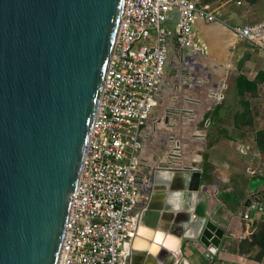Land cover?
I'll list each match as a JSON object with an SVG mask.
<instances>
[{
  "label": "water",
  "instance_id": "1",
  "mask_svg": "<svg viewBox=\"0 0 264 264\" xmlns=\"http://www.w3.org/2000/svg\"><path fill=\"white\" fill-rule=\"evenodd\" d=\"M123 7L124 0H0V264L60 263L69 195ZM178 19L176 11L168 20L176 44ZM199 65L195 61L193 75ZM166 70L174 72L172 62ZM197 134L205 143V131ZM186 157L185 166L170 160L154 169L151 163V182L142 193L143 239L132 240L131 264H177L186 240L212 253L220 247L225 232L208 219V189ZM170 238L177 244L172 251L165 249ZM147 241L148 249H138Z\"/></svg>",
  "mask_w": 264,
  "mask_h": 264
},
{
  "label": "built area",
  "instance_id": "2",
  "mask_svg": "<svg viewBox=\"0 0 264 264\" xmlns=\"http://www.w3.org/2000/svg\"><path fill=\"white\" fill-rule=\"evenodd\" d=\"M202 4L198 0H124L92 131L83 148L75 191L69 195L70 216L64 224L59 264H131L132 240L145 199L142 193L151 182V156L144 153L145 141L157 123L154 117L170 47L184 57L186 53L191 76L195 61L201 67L195 56L207 53L206 46L196 40L194 25L199 20L225 24L216 10ZM176 11L177 44L168 23ZM235 32L249 43L259 41L255 45L264 49V21ZM168 110L165 119L172 113ZM172 155L173 151L162 164L173 160ZM243 220L248 225L251 217L244 215Z\"/></svg>",
  "mask_w": 264,
  "mask_h": 264
},
{
  "label": "crops",
  "instance_id": "3",
  "mask_svg": "<svg viewBox=\"0 0 264 264\" xmlns=\"http://www.w3.org/2000/svg\"><path fill=\"white\" fill-rule=\"evenodd\" d=\"M261 13L264 14V12ZM231 17V21H233L235 24H240L238 22H253L245 18L243 20H240L239 18H233V16H230V18ZM202 21L203 20H199V23L194 25L196 40L201 42V44L203 43V45L205 46L207 45L206 48L208 47L207 49L211 51L213 50V52L208 54L207 51L206 55L199 59V61L205 59V61L203 62L207 65L206 69L201 68V70H198V74L201 76L195 79V77L191 75L188 77V79L192 82L198 83L199 85L203 84L204 82L207 84L210 83V85L206 89H203L200 86L202 89L201 95H199V99L196 98L197 95H192V97H183V101L185 102L186 110H189L191 112L189 114L192 118L198 116L199 112H201V109L208 106L204 114L207 116L206 124H209L208 126H210L212 122L217 121V116L219 115L214 114L216 108H214V112L212 115L210 113V110L215 106L214 103L217 102L216 97H218V94L216 92L220 88V80L222 81V79L225 77L226 71H224V69L226 70L228 63L230 64L232 52L230 51L228 59L224 57L215 59V57H218L220 55L222 56L221 53L227 50L232 43L229 39L226 38L227 33L231 32L229 29H227L221 31L220 34L218 33L219 36L217 39H220L221 41H217V49L210 48V46H208L209 43H207L204 39H198L197 37L200 36V27H202L203 25L210 26L214 24L202 23ZM207 38L209 40L212 39L210 35ZM234 42L236 43V40ZM218 52L220 53V55ZM262 55H264V53ZM257 59L258 61L251 59L252 64L249 65H252L253 67L252 72L245 74L249 80H254L260 71L264 72V56L263 58L258 57ZM208 69L209 72H211L210 78L206 76V70ZM180 86L182 87L183 85ZM203 86H205V84H203ZM231 93L240 96V98H246L248 94L252 93H257L258 95L262 96V98H259V100L261 101L260 104L258 106L252 104L250 109L254 111V114H256V112H261L258 117L261 116L263 117V119L262 121L261 119L257 120H260L259 128H261V130L259 131H263L264 78L261 80H257V87L255 90L244 89L241 92L239 87L236 86L235 90H233V92L231 91ZM226 99V102L234 104L231 98L228 99V97H226ZM240 103V100H237L235 102V105H238ZM174 107L175 105L172 106V108ZM221 107L227 106L222 105ZM233 111L234 112L231 119V125H234L235 128L239 129L241 123L238 116L241 111L244 113L245 109L243 111L242 108L238 106ZM190 117H187V119L192 120V118ZM190 124L192 125V123ZM159 130L161 131V127H159ZM229 133L230 137L223 136L221 135V133H218L214 129L209 132L208 137L206 131V139L208 143H211L209 149H207L206 151V155H190V158L192 159V165L194 167H199L202 173L201 186L206 187L209 192V200L207 206L208 219L215 223L219 228L224 230L225 237L223 238L221 245L215 254L210 253L204 247H202V245L198 243V240H186L182 247V255L178 257V260L181 264H253L252 262H249L247 257L245 255H242L239 250L235 249L234 240H237L239 237L244 236V233L249 234L253 232L254 229L257 230L260 229V227H264V151L259 150L258 144L256 142L257 136H253V140L250 141V143H247L248 141L245 140L247 143L246 144L244 143L243 139L238 138L237 131L230 130ZM192 140L198 141L199 137L193 135ZM203 144L205 145L206 141ZM175 146H178L177 148H179L178 144H176ZM174 149L176 148H173L172 151H174ZM182 149L183 148H180V151L177 153L182 154L180 153L182 152ZM144 153L148 154L147 147L145 148ZM173 155V159H175V157L177 156L178 160H183L186 164V159H188V157L186 156L188 155L182 154L179 156L176 155V152H174ZM166 158L167 155L165 159ZM149 160L153 165L154 163H159H156L152 156L149 158ZM185 164H183V166H185ZM155 168H157V166H155L154 169ZM214 186H216V192H211L210 189ZM253 193H258V202H256V198L253 196ZM248 201L251 205L253 203H256L252 205V208L250 210L246 205ZM246 212H249L251 217V222L248 225L243 220V215Z\"/></svg>",
  "mask_w": 264,
  "mask_h": 264
},
{
  "label": "rangeland",
  "instance_id": "4",
  "mask_svg": "<svg viewBox=\"0 0 264 264\" xmlns=\"http://www.w3.org/2000/svg\"><path fill=\"white\" fill-rule=\"evenodd\" d=\"M198 1L202 2V5L207 6L209 10H216L219 13L220 19L226 24L224 25L231 31L227 33L226 38L229 39L232 44L227 50L221 53V57L228 59L230 51L232 52V55L230 64L228 63L226 70L224 69V71H226L225 77L222 79V81L220 80L219 82L220 88L216 92L218 94V97H216L217 102L214 103L215 106L210 110V113L212 115L214 112V108H216L214 114H219L217 116V121L212 122L211 125L208 126L209 124H206L207 116L199 112L197 120L194 121L191 125L192 127H181V124L179 123L188 121L187 112L191 113L189 110H186V112L179 111L185 106L183 97L185 95H189V97H192V95L195 94L201 95V89H206L207 87H209L210 83L207 84L204 82L203 84H205V86L201 84V88L199 87L198 83L191 82L188 79L190 74L189 66L185 65V63H187L186 53L184 57L180 55L174 47H170L168 61L173 63L174 72H166V75L163 79L162 89L160 91V102L155 112L156 116L154 117H157V123L155 124V127H153L152 133L149 137L146 138L145 141V146L148 149V154L151 155L152 158H154L156 163L159 162L156 166H160L162 168L165 167V164L162 163H165L164 159L166 155L168 156V154L171 153L176 144L183 146V152H185V155H206V151L207 149H209L211 143H208L206 136L204 137L206 141L205 145L202 143V140L193 141L192 136L196 135L197 131L198 133L200 131L201 134L203 133V131H205L206 134L207 131L208 137L209 132L214 129L218 133H221V135L228 137H230V130L237 131L238 138L243 139L244 143H246L245 140L248 141L247 143H250V141L253 140V136H257L258 131L261 130V128H259L260 120H257L261 119L262 121L263 117H258L261 112H256V114H254V111L250 109V107L252 106V104L258 106L261 102L259 98H262V96L258 95L257 93H252L248 94L246 98H240V96L232 94L231 91L233 92L236 86H238L239 88L241 87L243 90H253V85L257 84V79L261 80L264 78V72L262 71L257 74L254 80H249L245 75L249 72H252L253 67L252 65H249L252 64L251 59L258 61V57L263 58L264 56L262 55L264 53V49H260L258 45H255L259 41L249 43L248 41H245L238 37V34L235 32L236 28L243 27V25L264 21V14L261 13L264 12V0ZM230 16H233V18H239L240 20H243L244 18L247 20L249 19L253 22H238L240 24H235L233 21H231L232 17L230 18ZM235 40L236 43L234 42ZM207 51L208 54L213 52V50L211 51L209 49ZM205 66L207 65L203 61H201L200 68H204ZM184 67H187V69H185ZM193 76L195 77V79L200 77L198 72ZM180 85L183 86L181 87ZM226 97H228V99L231 98L234 104L226 102ZM237 100H240L241 103L235 105V102ZM174 105L175 107L172 108V106ZM222 105H226L227 107H221ZM167 106H169L170 112H172L169 114L168 121L163 117V115L167 111H169L166 109ZM238 106L242 108L243 111L245 109V112L243 113L241 111L238 116L241 123L239 129L235 128L234 125H231V119L234 112L233 110H235ZM159 127H161V131L159 130ZM166 130L168 132H166ZM170 137H174V141H171ZM174 152H176L175 149L173 151V154ZM176 155L180 156L182 154L176 152ZM176 158L178 157H175V159ZM195 168L200 170L199 167ZM253 196L259 199L258 193H253ZM244 215L250 216L249 212H246ZM252 235H254V239L252 238ZM234 245L235 249L239 250L242 255H245L249 262H252L253 264H264V227H260V229L257 230L254 229L253 232L249 234L244 233V236H241L237 240H234ZM177 264H181L179 260Z\"/></svg>",
  "mask_w": 264,
  "mask_h": 264
},
{
  "label": "bare ground",
  "instance_id": "5",
  "mask_svg": "<svg viewBox=\"0 0 264 264\" xmlns=\"http://www.w3.org/2000/svg\"><path fill=\"white\" fill-rule=\"evenodd\" d=\"M118 21H119V17H118ZM118 21H117V26H116V30H115V35H114V40H115V37H116V32H117V28H118ZM224 30H227V27L225 26V25H223V24H214V25H210V26H208V25H203L202 27H200V31H199V35L200 36H198L197 38L199 39V38H202V39H204L207 43H209V45L208 46H210V48H212V49H217V44H218V42L219 41H221L220 39H217L218 38V36H219V34H220V32L221 31H224ZM219 33V34H218ZM211 36L212 37V39H208L207 37L208 36ZM218 41V42H217ZM214 42H216V43H214ZM207 46V45H206ZM208 48V47H207ZM208 50V49H207ZM219 53V52H218ZM219 55H220V53H219ZM221 57V55L220 56H216L215 57V59L216 58H220ZM199 60V59H198ZM205 60V59H204ZM204 60H201V61H204ZM212 60V59H211ZM208 64V63H207ZM224 69V68H223ZM199 73V72H198ZM216 73V72H215ZM216 75H218V74H216ZM201 76V75H200ZM220 77V76H219ZM191 81V80H190ZM192 82V81H191ZM192 84V83H191ZM203 93V92H202ZM204 93H206V92H204ZM205 97V96H204ZM203 97V98H204ZM206 104H208V103H206ZM166 109L168 110L169 109V106L168 107H166ZM205 109V107L204 108H202L201 109V111H203ZM167 110H165V111H167ZM191 115L187 112V117H190ZM190 118H192V117H190ZM197 118H198V116H195V117H193L192 118V120H188V121H186V122H181V123H179V124H181V127H185V126H190L191 124L190 123H192L193 124V122L194 121H196L197 120ZM174 122V121H173ZM190 122V123H189ZM169 124V123H168ZM192 127V126H191ZM193 129H194V127H193ZM167 132V131H166ZM197 133H198V131H197ZM196 133V135L199 137V140L198 141H200V137L201 136H199L198 134ZM179 145V144H178ZM178 147V146H177ZM176 146H175V150H176V152H179L180 151V148H183V146H181V145H179V148H177ZM184 150L182 149V152H180V153H182L183 155H185V152H183ZM174 156V155H173ZM177 157V156H176ZM174 158V157H173ZM175 162H176V165H177V163H178V166H183V164H185L184 163V161L183 160H178V158H176V159H173ZM160 170H156V172L157 171H161V172H163V173H165L166 171L167 172H169L167 169H162V168H159ZM80 170V169H79ZM77 180H78V177H77ZM142 210H141V217H142V213L146 210V208H145V205L143 204V206H142V208H141ZM145 227V225H143L142 223H141V220L139 221V223H138V225H137V231H136V234L134 235V237L137 235V239H136V243H138L141 239H143V236L142 235H140V232L142 231L140 228H144ZM147 232V231H146ZM219 235H221V233L219 234ZM162 238V237H161ZM160 238V235H158L157 236V238H156V240H155V242H158L159 241V239H161ZM132 243H133V241H132ZM136 245V244H135ZM134 245V246H135ZM149 245H150V242L149 241H147L146 242V245L144 244V243H139L138 245H137V247H138V249H148V247H149ZM167 247L168 248H165V249H167V250H170V251H172L173 250V248H176L177 247V244H176V240L174 239V238H170V239H168V241H167ZM137 249V250H138Z\"/></svg>",
  "mask_w": 264,
  "mask_h": 264
},
{
  "label": "trees",
  "instance_id": "6",
  "mask_svg": "<svg viewBox=\"0 0 264 264\" xmlns=\"http://www.w3.org/2000/svg\"><path fill=\"white\" fill-rule=\"evenodd\" d=\"M252 85H253V83H252ZM256 87H257V84H254L253 85V90H255ZM239 89H240L241 92L243 91L241 87ZM256 142L258 144L259 150L264 151V129H263V131H259L258 132ZM252 238L253 239L255 238L254 235H252Z\"/></svg>",
  "mask_w": 264,
  "mask_h": 264
},
{
  "label": "flooded vegetation",
  "instance_id": "7",
  "mask_svg": "<svg viewBox=\"0 0 264 264\" xmlns=\"http://www.w3.org/2000/svg\"><path fill=\"white\" fill-rule=\"evenodd\" d=\"M149 164H151V163H150V161H149ZM150 170H151V168H150ZM148 178L150 179V178H151V176L149 175V176H148ZM146 188H147V187H146ZM146 188H145V189H146ZM145 189H144V190H145ZM145 199H146V197H145ZM145 199H144V202H143V204L145 203Z\"/></svg>",
  "mask_w": 264,
  "mask_h": 264
}]
</instances>
